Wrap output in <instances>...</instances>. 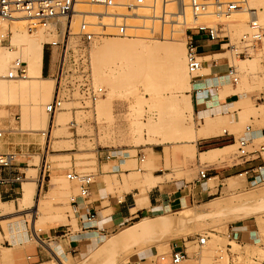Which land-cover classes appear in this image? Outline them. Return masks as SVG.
<instances>
[{"label": "rangeland", "instance_id": "obj_1", "mask_svg": "<svg viewBox=\"0 0 264 264\" xmlns=\"http://www.w3.org/2000/svg\"><path fill=\"white\" fill-rule=\"evenodd\" d=\"M158 2L154 13L148 11L150 18L145 24L141 19L136 22L132 21L133 19L129 21L137 30L136 33L131 31L132 37H109L118 41L138 38L130 52L115 54V57H98L95 53L97 47L92 48L90 60L86 62V70L90 73L94 86L103 89V95L93 106L67 101L65 110L56 114L53 119L50 137L40 136L42 131L48 130L51 121L44 113V105L51 100L54 88V84L51 86L48 82V73L43 76V80L37 82L40 90L34 88L29 79H25L12 81L13 84H25L19 93L9 98L0 95V129L6 130L4 139L0 140L18 143L28 138V141L35 143L28 151L29 167H23L29 168L25 171L26 181L32 179L35 183V198L30 208L33 209L37 202L40 203V208L34 215L26 209L19 210L16 199L0 205L2 212L12 208L11 213L0 212V228L5 234L6 225L18 221H23L28 233L33 230L38 232L51 225L68 226L76 231L77 221L70 208V199L77 194V186L67 180L68 173L92 175L93 165L99 156L107 152L131 151L132 155L136 149L192 139V133L199 126V122L192 115V110L189 111L188 100L183 102L184 94L191 89V81L204 75L205 71L188 74L184 61L186 35L176 30H185L198 23L212 25L216 21L206 17L195 23L187 17L186 24L182 27H174V22L170 21L164 26L156 19L163 11V2ZM249 7L257 11L260 24L264 27V0H251ZM166 8L168 13H174L176 10L171 5ZM243 14L223 22L219 34L224 48L230 44L241 51L244 47L240 37L247 30L249 16ZM14 29H17V32H14L13 40L25 41L37 37L42 41V45L48 41L45 34L38 31L32 35L26 34L24 25H15ZM102 40L97 45H100ZM151 42L160 44L161 47L154 48ZM173 43L181 44L182 52L180 50L173 53L168 47ZM24 47L25 45H22V48ZM0 51L12 52L13 57L6 70L21 51L28 65L29 75L30 64L25 49L20 50L16 45L12 51L2 47ZM45 51L48 56L49 51ZM220 57H225L236 68L238 87L244 91L264 90V46L250 51L249 58L238 59L229 52ZM54 58L53 51L52 63ZM240 60L245 61L246 68L240 64ZM119 62L124 65L117 67ZM53 69L54 66L51 71ZM174 69H177V73ZM238 105L242 107L243 114L252 116L254 121L258 118V126L264 127V105L258 109L254 107L255 103L251 108H246V104L242 102ZM208 114L210 115V112ZM71 122L75 123L73 127L70 126ZM262 141H255L254 144H262ZM233 149L236 150L237 145ZM236 181L238 178L228 182ZM262 191L264 182L237 192L222 194L199 208L188 206L177 211L148 215L145 218L167 221L169 224L154 226L132 243L105 251L99 256L94 252L102 243L97 241L87 253L73 258L65 254L61 258L56 257L52 252V256L44 264H134L140 251H146L155 261L159 256L169 253L172 243H184L186 247L188 258L180 264H264V197L257 195ZM20 197L21 194L17 196ZM212 205H216L218 209ZM248 207L256 215H242ZM185 212H189L188 218H184ZM142 219L126 223L119 231L105 238L109 241L114 235ZM242 224L247 225L253 237L246 242L228 238L231 231H235ZM45 225L47 226L44 228ZM198 237L206 238L204 247L197 245ZM45 245L57 250L59 243L53 239L45 242Z\"/></svg>", "mask_w": 264, "mask_h": 264}, {"label": "crops", "instance_id": "obj_2", "mask_svg": "<svg viewBox=\"0 0 264 264\" xmlns=\"http://www.w3.org/2000/svg\"><path fill=\"white\" fill-rule=\"evenodd\" d=\"M193 40L205 73L193 79L191 89L184 94L183 102L188 100L192 115L199 122L192 139L170 145H151L134 150L132 155L131 151H118L99 156L93 165L89 195L85 198L76 196L75 204L70 203L77 230L51 225L38 232L27 231L28 239L14 245L6 225V234L0 228V264H44L52 252L56 257L61 258L65 254L73 258L87 253L97 241L102 243L94 252L99 256L105 251L132 243L154 226L169 224L167 221L145 218L148 215L177 211L188 206L199 208L217 199V196L237 192L251 185L255 174L250 170L264 160V150L252 154L258 145H264V127L258 126V118L254 121L252 116L243 114L238 103H245L246 108L253 107L255 103L254 107L258 109L264 105V90L244 91L238 84H232L225 77L231 64L225 57H220L225 52L219 48L218 42L209 41L205 36H195ZM45 50L43 47L42 76L49 75L51 68ZM207 112H210L208 121L204 115L200 116ZM245 126L250 128L249 133H246ZM244 137L252 139L248 150L250 155L239 160L237 149L233 148ZM25 140L18 143L0 140V153L17 154L15 166L24 173L26 180L25 171L29 168L24 167H29L28 151L35 143L28 141V138ZM258 140H263L262 144L255 145L254 142ZM217 150L221 153H215ZM107 154L111 156L109 159L105 158ZM200 170L206 171V179H198ZM235 178L238 181L228 182ZM22 185L15 188L0 187V203L3 200L4 204L15 199L17 201V196L22 193ZM257 195L264 197V191ZM90 213L95 214V219L87 222L86 217ZM188 214L185 212L184 218H188ZM241 214L256 215L250 207ZM128 215L134 219H144L108 241L105 237L124 227ZM235 232L240 241L246 242L253 237L245 224L238 226ZM53 239L59 243L57 250L45 245V242ZM136 259L134 264H156V260L153 261L146 251H140Z\"/></svg>", "mask_w": 264, "mask_h": 264}, {"label": "built area", "instance_id": "obj_3", "mask_svg": "<svg viewBox=\"0 0 264 264\" xmlns=\"http://www.w3.org/2000/svg\"><path fill=\"white\" fill-rule=\"evenodd\" d=\"M158 3V0H0V47L7 51L15 49L13 36L17 29H14L12 25L21 21L24 22L26 34L30 35L41 30L48 38L43 47L49 51L50 66H54L52 71L50 68L48 75L54 88L51 100L44 105V113L51 121L48 130L40 133L41 137H50L53 119L56 114L65 110L64 105L67 101H77L81 105L88 103L93 106L103 95V89L94 86L92 77L86 70V62L90 60L92 48L104 38L132 37L131 31L134 27L129 23L132 16H136L137 12L143 9L154 13ZM166 4L163 3L164 7ZM95 7L97 10L92 9ZM186 10L187 14L184 10L178 13L177 9L174 13L167 14L163 8L161 15L156 19L164 26L168 21L174 22L172 19L179 16L184 21L183 26L186 24L187 17L197 21L208 17L216 21L212 25L198 23L184 30L186 35L184 61L190 75L198 73L203 67L193 40L195 36H205L209 41L218 42L223 52H229L238 59L249 58L250 51L264 46V27L260 24L257 11L249 7L248 0H187ZM243 13L249 16L247 30L240 37V42L244 44V47L241 51L230 44L224 48L219 34L223 22ZM53 51L55 58L52 63ZM20 52L3 74L5 80L28 79V65ZM225 77L232 84H238V74L234 66L228 67ZM74 124L71 122L70 126L73 127ZM245 131L249 133L250 128L246 127ZM5 133L6 130L0 129V139L5 136ZM236 145V156L239 160H244L250 155L248 150L252 145L251 138H241ZM263 150L264 145H258L252 154H259ZM110 157L107 154L105 158ZM16 161V153H0V187L15 188L25 181L24 173L15 166ZM140 161H143V158H140ZM45 163L46 161L43 171ZM250 172L255 174L251 186L264 182V160L262 159L261 163L252 168ZM66 178L77 186V195L71 197L70 203L75 204L76 196L85 198L89 195V188L93 181L92 175L71 172L66 175ZM206 178L205 170L198 171L199 180ZM94 219V213L86 217L87 222ZM126 220L129 223L135 219L128 215ZM231 232L228 238L236 240L237 233ZM205 244V237L197 238L199 247H204ZM187 258L184 243H172L169 246V253L159 256L156 264H180Z\"/></svg>", "mask_w": 264, "mask_h": 264}, {"label": "bare ground", "instance_id": "obj_4", "mask_svg": "<svg viewBox=\"0 0 264 264\" xmlns=\"http://www.w3.org/2000/svg\"><path fill=\"white\" fill-rule=\"evenodd\" d=\"M186 1L187 0H163V3L164 2L167 3L166 6H168V5L170 6L171 5L172 7H175L174 9H177L178 13H180V11L182 12V10H184L185 14H187ZM249 1H251V0H249ZM166 6L165 7H164V5L162 6L165 9V13L171 14V13L167 12ZM92 9H94V10L96 9L97 10L96 7L92 8ZM148 11H150V10L143 9V10L138 11L136 16H132V19H133L132 21L136 22V20H140L141 19L140 21H143V23L145 24L148 21L147 19L150 18L148 16ZM238 15H242V14H238ZM244 15L245 14H243V16ZM151 21L153 22V20H151ZM192 21L196 22L197 20H192ZM135 22H133V23H135ZM183 22L184 21H182L181 17L179 16V17L176 18V20L174 21V25H172V26H174V27H179V26L182 27L183 26V24H182ZM14 24L16 25V27H18V26L22 27L24 25V22L21 21V22H16ZM15 25H14V27H15ZM132 27H134V30H132V31H134V33H136V31H137L135 29L136 26L132 25ZM143 28H145V27H143ZM182 29H178V30H176V32H182L183 33L184 29L183 30ZM173 31H174V29H173ZM38 32L42 33L41 30H38ZM30 35H32V34H30ZM133 36L137 37V35H133ZM124 39H126V38H124ZM137 39L126 40V41L125 40L124 41H118V40H114L112 38H104L100 45H95V47H97L96 51H95L96 56L101 57V56L112 55V56L115 57V54H117V55H119L121 53L124 54L125 52H128L133 47H135L134 46L135 43L138 42ZM151 43H153L152 46H154V48L161 47L160 44H154L155 42H151ZM13 44L15 46L17 45V47H19L20 50H22V49L26 50V52L28 54V58H29V64H30L28 79L30 80L31 83H33L34 88H36L37 90H40L38 88L37 82L44 79V77L41 74L42 51H43L42 41L40 40V38L33 37L32 39H28V40H25V41L24 40H20L19 41L17 39H14L13 40ZM22 45H25V47L22 48ZM161 45H163V44H161ZM168 47L171 49V51L173 53H175L176 51H180V50L182 52V49H183L182 45L179 44V43L170 44ZM11 53L12 52L3 53L2 51H0V95L4 96V97H8V98L13 96V95H15V94H17V93H19L23 89V86H25L24 83L13 84L12 81L5 80L3 78V74L6 72V68H7L10 60L13 57ZM102 59L103 58H101V60ZM240 64L242 66H244V68L247 67V65H245V61L244 60H240ZM116 65H117V67H120V66H123L124 64L122 62H119ZM174 71H175V73H177V69H174ZM46 80H48V79H46ZM48 82L52 86L53 82L50 79L48 80ZM51 86H50V88H51ZM190 87H191V85H190ZM8 102H9V100H7V104H9ZM188 108H189V111L191 112L190 104H188ZM202 115H204L206 121L209 120L208 112L200 114V116H202ZM215 153H220V150H217ZM34 185H35L34 180H32V179H27V181L25 180L23 185H22L21 197L17 200V205L19 206V210H23L24 211V209H26L29 212L33 213L32 215L36 214V212H38V210L40 208V203L39 202H37L35 204L33 209L30 208L32 203H33V199L35 198L34 197L35 196V187H34ZM0 205H4V203L1 202ZM11 209L12 208L5 209V210H3V212L2 211H0V212H2V213H11ZM46 226L47 225H45L43 227L45 228ZM7 227H8V230H9L8 232L10 233L9 234V238H10V241H11L12 244L16 245V244L19 243V241H22V242L26 241L27 229H26V226L24 225L23 221L9 223V224H7ZM32 232H34V230Z\"/></svg>", "mask_w": 264, "mask_h": 264}]
</instances>
